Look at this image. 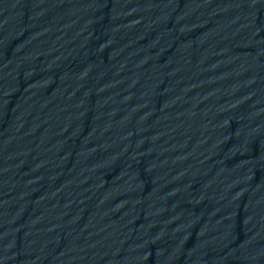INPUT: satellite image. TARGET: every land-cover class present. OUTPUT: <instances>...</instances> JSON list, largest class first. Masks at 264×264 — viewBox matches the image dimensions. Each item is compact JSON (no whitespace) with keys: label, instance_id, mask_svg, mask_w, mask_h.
Wrapping results in <instances>:
<instances>
[{"label":"water","instance_id":"water-1","mask_svg":"<svg viewBox=\"0 0 264 264\" xmlns=\"http://www.w3.org/2000/svg\"><path fill=\"white\" fill-rule=\"evenodd\" d=\"M0 264H264V0H8Z\"/></svg>","mask_w":264,"mask_h":264}]
</instances>
